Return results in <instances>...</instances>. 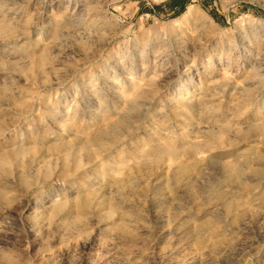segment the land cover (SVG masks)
Here are the masks:
<instances>
[{
  "label": "clouds",
  "instance_id": "obj_1",
  "mask_svg": "<svg viewBox=\"0 0 264 264\" xmlns=\"http://www.w3.org/2000/svg\"><path fill=\"white\" fill-rule=\"evenodd\" d=\"M0 264H264V0H0Z\"/></svg>",
  "mask_w": 264,
  "mask_h": 264
}]
</instances>
